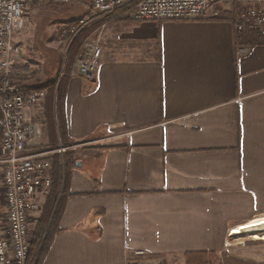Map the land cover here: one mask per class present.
Instances as JSON below:
<instances>
[{
  "label": "crops",
  "instance_id": "1",
  "mask_svg": "<svg viewBox=\"0 0 264 264\" xmlns=\"http://www.w3.org/2000/svg\"><path fill=\"white\" fill-rule=\"evenodd\" d=\"M105 20L115 31L101 38L94 77L68 78L65 130L58 92L26 112L41 128L34 150L74 162L43 264H152L218 249L264 194V38L214 14L137 21L117 10ZM3 194L0 168V234Z\"/></svg>",
  "mask_w": 264,
  "mask_h": 264
},
{
  "label": "built area",
  "instance_id": "2",
  "mask_svg": "<svg viewBox=\"0 0 264 264\" xmlns=\"http://www.w3.org/2000/svg\"><path fill=\"white\" fill-rule=\"evenodd\" d=\"M73 1L0 0V75L4 77L0 88V168L6 206L0 234V264H29L32 242L29 220L33 213L42 210L53 187L52 154L55 150H34L41 128L26 114L28 109H43L47 91L41 88L21 92L10 90L13 56L21 49L14 44V37L25 28L30 4H68ZM131 1L89 0V13L68 31L76 33L88 22L111 14ZM227 2L247 6L241 10L240 19L238 15L237 30L255 31L264 38V0H139L130 15L137 21H196L206 19L213 4ZM102 56L101 37L91 39L77 55L75 72L87 79L93 78Z\"/></svg>",
  "mask_w": 264,
  "mask_h": 264
},
{
  "label": "rangeland",
  "instance_id": "3",
  "mask_svg": "<svg viewBox=\"0 0 264 264\" xmlns=\"http://www.w3.org/2000/svg\"><path fill=\"white\" fill-rule=\"evenodd\" d=\"M246 7L245 4L237 2L216 3L212 5L208 13L234 20L236 27L238 15L240 19L241 10ZM89 10V0H74L69 4H30L26 11L25 28L14 37V44L19 45L21 49L13 56L11 76L16 81L22 80L25 83L44 86L47 91L46 99L53 98L59 91L61 81L67 77L65 75L66 63L69 64L73 60L75 72L77 55L85 44L98 37L103 40V34L107 29L115 31L114 26L109 25L111 27L109 28L105 24L107 15H103L88 22L76 33H69L68 29L78 25L80 20L89 13ZM246 32L263 39L255 31L246 30ZM77 36L83 42L76 55L72 44ZM82 161L87 162L88 160L82 158L78 162L82 163ZM253 201L254 214L251 216L253 218L247 221L264 217V194L261 199ZM3 203L5 204L4 198ZM45 204L42 213H46L48 208ZM238 204L241 202L238 201ZM243 215L247 214L238 206L233 217L240 219ZM37 223L35 226H31L32 239ZM152 264H264V229L232 235L229 240L223 242V245L215 250L192 251L185 255L159 256L153 260Z\"/></svg>",
  "mask_w": 264,
  "mask_h": 264
},
{
  "label": "trees",
  "instance_id": "4",
  "mask_svg": "<svg viewBox=\"0 0 264 264\" xmlns=\"http://www.w3.org/2000/svg\"><path fill=\"white\" fill-rule=\"evenodd\" d=\"M139 0H133L126 6L118 10H128L132 11L135 9L136 4ZM33 4V3H32ZM69 4V3H68ZM91 10V6H90ZM89 10V11H90ZM117 11V10H116ZM115 12V11H114ZM230 16H234L229 14ZM83 40L78 36L74 40L72 47L74 48V54L77 55L81 49ZM74 61L66 63L65 66V75L67 77L61 81L59 91H58V106H59V121L61 127L65 130L66 119L64 114V99L67 87V81L69 76L74 72ZM4 82V77L0 75V88ZM9 87L12 92H21L30 88H41L44 89V86L33 85L30 83H25L22 80L16 81L11 75L9 77ZM65 163L61 164L60 159L55 158L52 166V175H53V189L51 194L47 198L48 208L46 213H42L38 223L36 224L34 238L31 242V252L29 257V264H43L47 254L50 251L51 245L54 241L55 235L61 231L60 223L62 215L65 211L66 203L68 197L72 194L70 191V171L72 169L73 163L70 162V158L65 156L63 158ZM53 210V211H52ZM197 254V253H196ZM201 254V253H198Z\"/></svg>",
  "mask_w": 264,
  "mask_h": 264
},
{
  "label": "bare ground",
  "instance_id": "5",
  "mask_svg": "<svg viewBox=\"0 0 264 264\" xmlns=\"http://www.w3.org/2000/svg\"><path fill=\"white\" fill-rule=\"evenodd\" d=\"M261 228L264 229V217L236 225L232 228L231 233L232 235H238L244 232L262 230Z\"/></svg>",
  "mask_w": 264,
  "mask_h": 264
}]
</instances>
